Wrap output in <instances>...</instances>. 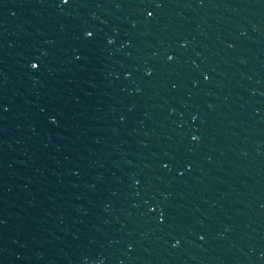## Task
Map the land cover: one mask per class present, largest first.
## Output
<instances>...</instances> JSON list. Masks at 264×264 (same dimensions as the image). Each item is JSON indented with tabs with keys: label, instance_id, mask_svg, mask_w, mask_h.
Masks as SVG:
<instances>
[{
	"label": "water",
	"instance_id": "95a60500",
	"mask_svg": "<svg viewBox=\"0 0 264 264\" xmlns=\"http://www.w3.org/2000/svg\"><path fill=\"white\" fill-rule=\"evenodd\" d=\"M0 264H264V0H0Z\"/></svg>",
	"mask_w": 264,
	"mask_h": 264
},
{
	"label": "snow or ice",
	"instance_id": "6c2138e0",
	"mask_svg": "<svg viewBox=\"0 0 264 264\" xmlns=\"http://www.w3.org/2000/svg\"><path fill=\"white\" fill-rule=\"evenodd\" d=\"M60 2L62 3V5H65L66 6V5H68L70 3V0H60ZM156 7H160V4L157 3L156 4ZM153 15H154V13L152 11H148L147 12V16L148 17H152ZM93 36H94V33H92L91 31H89V32L86 33V38H88V39H91ZM108 43L109 44H112V43H114V41L110 39V40H108ZM168 59L169 60H172L173 57L172 56H169ZM29 66L34 71H38L40 69V67H41V65H40V63L38 61L37 62H30V65ZM149 75H150V73H149ZM208 78L209 77H207V76L204 77L205 80H207ZM53 123H55L54 120H53ZM197 139H198V137L195 136V135L192 137V140L193 141H196ZM164 167L165 168H168V164H164ZM151 210L152 211H155V209H151ZM163 222H164V218H163V214H162L161 215V218H160V223H163ZM201 239H204V237L201 236Z\"/></svg>",
	"mask_w": 264,
	"mask_h": 264
}]
</instances>
